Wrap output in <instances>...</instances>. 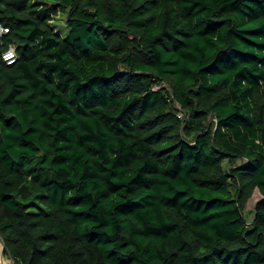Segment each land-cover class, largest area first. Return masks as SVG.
Instances as JSON below:
<instances>
[{
    "label": "trees",
    "instance_id": "1",
    "mask_svg": "<svg viewBox=\"0 0 264 264\" xmlns=\"http://www.w3.org/2000/svg\"><path fill=\"white\" fill-rule=\"evenodd\" d=\"M0 23L4 254L264 264V0H0Z\"/></svg>",
    "mask_w": 264,
    "mask_h": 264
},
{
    "label": "rangeland",
    "instance_id": "2",
    "mask_svg": "<svg viewBox=\"0 0 264 264\" xmlns=\"http://www.w3.org/2000/svg\"><path fill=\"white\" fill-rule=\"evenodd\" d=\"M53 25L55 29H57L63 36L66 34V26H65V15L59 14L57 17L54 18ZM240 163L239 160L235 161L234 164ZM228 165V164H227ZM226 165V166H227ZM258 200V196L256 193H254L250 199V201L246 204L244 208V214L248 222H251L253 219V207L256 201ZM3 248H2V242L0 240V262L1 263H10V260L8 257H3L2 256Z\"/></svg>",
    "mask_w": 264,
    "mask_h": 264
},
{
    "label": "built area",
    "instance_id": "3",
    "mask_svg": "<svg viewBox=\"0 0 264 264\" xmlns=\"http://www.w3.org/2000/svg\"><path fill=\"white\" fill-rule=\"evenodd\" d=\"M7 28L2 24L0 23V34H3V33H6L7 32ZM2 59L7 63V64H11L15 61L16 59V52H15V49L14 47H10L9 49H7L5 52L2 53ZM178 117H182V114L181 113H178L177 114ZM0 240L2 242V248L4 250V245H3V241L1 239V236H0ZM2 256L5 258V257H8L9 260H10V263H4V264H15V262L6 254H4L2 252Z\"/></svg>",
    "mask_w": 264,
    "mask_h": 264
}]
</instances>
